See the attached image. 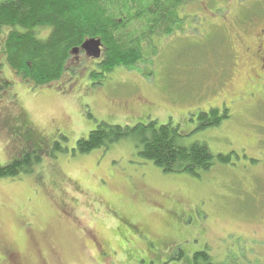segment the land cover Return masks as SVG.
<instances>
[{
    "label": "rangeland",
    "instance_id": "374dc122",
    "mask_svg": "<svg viewBox=\"0 0 264 264\" xmlns=\"http://www.w3.org/2000/svg\"><path fill=\"white\" fill-rule=\"evenodd\" d=\"M247 9L262 12L258 0H189L182 30L105 76L91 78L101 58L82 53L34 86L0 61V165L30 157L29 171L0 178V264H193L204 250L216 264H264V81L236 60ZM212 107L229 117L198 129ZM151 120L230 162L197 177L163 171L127 139L75 150L102 122Z\"/></svg>",
    "mask_w": 264,
    "mask_h": 264
},
{
    "label": "trees",
    "instance_id": "16d2710c",
    "mask_svg": "<svg viewBox=\"0 0 264 264\" xmlns=\"http://www.w3.org/2000/svg\"><path fill=\"white\" fill-rule=\"evenodd\" d=\"M189 0H4L0 2V61L34 86L57 82L65 73L73 50L90 38L102 41V58L90 77L105 76L115 67L132 68L146 57L155 38L170 36L184 26L181 9ZM46 37H39L40 29ZM43 36V35H41ZM82 51V50H80ZM198 129L219 126L227 109L198 113ZM179 124L151 120L134 126L100 123L88 137L77 141L79 153L109 148L131 140L142 158L165 172L199 177L218 159L228 163L231 154H214L205 143L186 144ZM30 157L0 165V178L29 171ZM184 255L179 251L178 257ZM193 264H216L207 250L193 254Z\"/></svg>",
    "mask_w": 264,
    "mask_h": 264
},
{
    "label": "flooded vegetation",
    "instance_id": "af4514ba",
    "mask_svg": "<svg viewBox=\"0 0 264 264\" xmlns=\"http://www.w3.org/2000/svg\"><path fill=\"white\" fill-rule=\"evenodd\" d=\"M258 1L261 5L262 12H258V10L250 11L249 9H247L248 11H245L243 15H239L237 19H235L237 23L239 22V29H241L243 32L248 33L250 41L249 45L247 46L242 40V44L245 48H243L241 54L238 50L236 54V60L238 59V63L242 59L246 61L245 63L249 65L250 73L258 77L259 80L264 81V0ZM252 12H255L256 14ZM82 53L85 52H77L76 54H74L73 58H75V60H78L79 54ZM100 58H102V54Z\"/></svg>",
    "mask_w": 264,
    "mask_h": 264
},
{
    "label": "water",
    "instance_id": "95a60500",
    "mask_svg": "<svg viewBox=\"0 0 264 264\" xmlns=\"http://www.w3.org/2000/svg\"><path fill=\"white\" fill-rule=\"evenodd\" d=\"M83 50L87 56L99 59L102 54V41L99 38H90L83 42L80 48H75L73 53Z\"/></svg>",
    "mask_w": 264,
    "mask_h": 264
}]
</instances>
